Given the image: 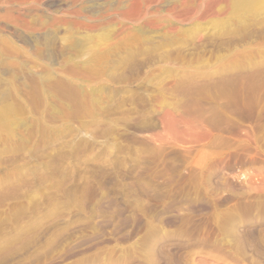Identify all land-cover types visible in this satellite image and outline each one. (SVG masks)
Instances as JSON below:
<instances>
[{"label":"rangeland","instance_id":"rangeland-1","mask_svg":"<svg viewBox=\"0 0 264 264\" xmlns=\"http://www.w3.org/2000/svg\"><path fill=\"white\" fill-rule=\"evenodd\" d=\"M180 1L0 0V25L27 50L16 67L0 59L4 101L16 104L0 103V264H161L164 251L177 264H259L261 213L246 225L254 237H234L218 213L229 205L213 208L230 193L218 183L210 196L198 161L249 129L245 185L264 179V0L241 14L230 15L234 0H209L220 13L173 16ZM7 12L46 27L16 26L24 45ZM212 128L223 145L205 138ZM183 216L194 233L180 231Z\"/></svg>","mask_w":264,"mask_h":264},{"label":"bare ground","instance_id":"bare-ground-1","mask_svg":"<svg viewBox=\"0 0 264 264\" xmlns=\"http://www.w3.org/2000/svg\"><path fill=\"white\" fill-rule=\"evenodd\" d=\"M135 1V0H134ZM147 1V0H146ZM157 1V0H156ZM167 1V0H166ZM176 1V0H175ZM207 1L209 2V0H181L180 2L176 3V2H172V4L168 5V12H173V16L175 15V13H177L178 10H181L182 8L184 10H181V11H187V10H194L195 12H197L198 14L201 13L200 15H205L206 14H217L216 12H219V10L215 9V6L213 7L212 4L211 5H208L207 6ZM212 1H219V0H212ZM220 1H224L226 4V2L229 0H220ZM114 2V1H113ZM227 2V3H228ZM255 2L257 3V0H234L233 3H234V11L231 12L230 15H232V13H237L240 11V9H243L244 11L245 10H252V9H248L251 4L253 6V4H255ZM217 3V2H216ZM220 3V2H219ZM218 3V4H219ZM232 3V1H231ZM110 4V3H109ZM122 4V3H121ZM169 4V3H167ZM196 4V6L198 5L199 8H194L192 6H194ZM221 4V3H220ZM108 5V4H107ZM229 5V3H228ZM232 5V4H231ZM256 5V4H255ZM254 5V6H255ZM120 6V5H119ZM123 6V5H122ZM225 6V5H224ZM223 6V8H224ZM227 6V4H226ZM257 6V5H256ZM164 6H162L163 8ZM229 7V6H228ZM232 7V6H231ZM114 8V7H113ZM145 8V7H144ZM144 8H143V11H144ZM148 8V7H147ZM146 8V9H147ZM121 9V8H120ZM124 9V8H123ZM138 9V8H137ZM159 9V8H158ZM166 9V8H165ZM204 9V10H203ZM224 9H227L224 8ZM230 9V7H229ZM118 10V9H117ZM129 10V9H128ZM134 10V9H133ZM141 10V9H139ZM149 10V9H148ZM20 11V10H19ZM23 11V10H22ZM124 11V10H123ZM137 11V10H136ZM161 11V10H160ZM180 11V12H181ZM193 11V12H194ZM9 12V11H8ZM5 13L4 15V18L6 19L5 21H9V22H12L14 28H9L8 29V34L15 37L14 39H19L18 41H21L24 45H27V44H30V39H28V37L22 33H19L17 28H15L16 26H23V30L26 32V31H34V30H44L46 27L45 23L42 22V21H37V22H32V21H29L26 16L22 15L21 14H9V13ZM126 12V11H125ZM138 12V11H137ZM141 12V11H140ZM178 12V13H180ZM194 12V13H195ZM221 12V11H220ZM219 12V13H220ZM223 12V11H222ZM225 12V10H224ZM223 12V13H224ZM228 12V11H227ZM226 12V13H227ZM182 13V12H181ZM180 13V14H181ZM191 13V12H190ZM189 13V15H191ZM196 13V14H197ZM240 13V12H239ZM242 13V12H241ZM240 13V14H241ZM248 13V12H247ZM103 14V13H102ZM172 14V13H170ZM197 14V15H198ZM27 15V14H26ZM108 15V14H107ZM126 15V14H125ZM137 15V14H136ZM182 15V14H181ZM222 15V14H221ZM130 16V15H128ZM179 16V15H178ZM185 17L188 16V14H184ZM194 16V15H193ZM192 16V17H193ZM196 16V15H195ZM211 16H213L211 14ZM237 16V15H236ZM241 16H246L244 14H242ZM240 16V17H241ZM101 17V16H100ZM183 17V16H181ZM191 17V16H189ZM187 17V18H189ZM191 17V18H192ZM201 16H199L200 18ZM204 17V16H202ZM208 17V15H207ZM210 17V16H209ZM2 18V17H1ZM97 18V17H96ZM198 18V16L196 17ZM116 19V18H115ZM204 18H202L203 20ZM206 19V18H205ZM244 19V18H243ZM4 20V19H3ZM117 20V19H116ZM201 20V18H200ZM57 21V20H56ZM54 23V22H53ZM10 24V23H9ZM8 25V24H7ZM6 25V23L4 25H0V31L4 32V28H8V26ZM11 26V24H10ZM19 27V28H20ZM44 28V29H43ZM125 29V28H124ZM123 30V29H122ZM127 30V29H125ZM40 34L41 31H39ZM127 32V31H126ZM129 33V32H128ZM93 37V36H92ZM45 38V37H44ZM91 40V39H90ZM48 40L46 39H41L38 43H37V46L39 47V45L41 47L38 48L39 50V53H42L40 54L41 56H43V52H44V48L42 49V46L45 47L47 46L49 43L47 42ZM77 42V41H76ZM16 42H14V40L12 39V37H9L8 35H6V33L4 32L3 34H1L0 36V59L1 58H6V61H7V64L10 66V67H16L18 61H20L21 57L24 56V55H27V50L20 46L19 44H15ZM78 43V42H77ZM36 44V43H35ZM34 44V45H35ZM32 45V44H31ZM75 45V43H74ZM79 45V44H77ZM36 46V45H35ZM44 56H45V53H44ZM44 68V67H42ZM48 68V67H47ZM43 69L42 71L44 72H41L40 74L41 75V79H44L43 81L45 82L48 77H50V73L48 71V69ZM28 74V73H27ZM52 76V74H51ZM37 79V78H36ZM49 80V79H48ZM34 81V80H33ZM42 81V82H43ZM36 83V82H35ZM2 80H1V77H0V103H3L6 108L4 107V110L6 111H11V109H15L14 107V104L15 103H10L8 105H6V102L4 101V99L6 98L7 94L2 90ZM16 106V104H15ZM234 107V106H233ZM238 108V107H237ZM17 109V107H16ZM217 109V108H216ZM167 115V114H166ZM170 117V116H169ZM203 118V117H202ZM172 119V118H171ZM193 119V118H192ZM195 119V120H194ZM193 120L197 122V119L194 118ZM192 120V121H193ZM205 120V119H204ZM171 121V120H170ZM184 121V120H183ZM203 121V120H202ZM206 121V120H205ZM204 121V122H205ZM182 122V121H181ZM187 122V121H186ZM189 122V121H188ZM200 122V121H199ZM191 123H194V122H191ZM190 123V124H191ZM198 123V122H197ZM210 123V122H208ZM224 123V122H223ZM231 123V122H230ZM174 124V123H173ZM200 124V123H199ZM168 125V124H167ZM179 125V124H178ZM185 125V124H184ZM194 125V124H193ZM214 125V124H213ZM225 125V124H223ZM227 125V123H226ZM238 125V124H237ZM189 127H191L190 125H188ZM197 126V125H196ZM195 125L193 127H196ZM199 126V125H198ZM201 126V125H200ZM216 126V125H215ZM228 126V125H227ZM173 127V126H172ZM171 127V128H172ZM184 127V126H183ZM192 127V128H193ZM213 127V126H211ZM230 127V126H229ZM176 128V127H175ZM186 128V127H185ZM191 128V129H192ZM214 128V127H213ZM212 129H208V132H207V135H205L206 133L204 132L203 136L205 135V138L208 139V141L211 143L212 147L214 148L215 145H217V141H219L218 139L221 138L220 134L217 133L215 134L214 130ZM218 128V126L216 127V129ZM228 128V127H227ZM246 128V127H245ZM170 129V128H169ZM174 129V128H173ZM187 129V128H186ZM185 129V130H186ZM190 129V128H189ZM195 129V128H193ZM201 129V128H200ZM215 129V130H216ZM199 130V129H198ZM202 130V129H201ZM249 130V129H247ZM245 131L243 130V132H240L238 134H235V144H230V143H227L224 144L225 145V148L223 150H217L216 148L215 149H212L211 146V150H208L205 154V156H203L201 158V160L198 161V164L201 165L205 171H204V176L202 177V181L208 188L209 192H210V196H214L217 194V190H218V186L217 184L220 183L219 186L222 185V187L220 189L223 188V192H228L230 193V195L228 196L227 194L225 196H221L220 197H217V195L215 196L216 198V207H213L214 209H217L219 210L220 207H222L223 205H229L228 208L226 210H219V214L220 215H229L231 216V219H232V222L234 221L235 225L232 229V232H233V235L234 237H254V228H246V225H249V224H253V223H256L258 222V220L252 216V211L253 210H256L258 209V211L261 213L262 215V219L264 220V201L261 200V201H257L256 198H254L252 196V192L254 191H264V179L261 180L260 183H257L256 185H245V181L244 179L246 178V171L244 170V167L246 166L247 164V161H248V158L244 153H246V150L247 148H249V144H250V140H251V135L249 134L248 131ZM177 131V130H176ZM183 131V130H182ZM242 131V129H241ZM194 133V132H193ZM199 133V132H198ZM230 133V132H229ZM179 134V133H178ZM234 134V133H233ZM199 135V134H198ZM201 135V134H200ZM181 136V135H180ZM193 136V135H191ZM195 136V134H194ZM202 136V135H201ZM200 137V138H203ZM207 136V137H206ZM187 138V137H185ZM193 138V137H192ZM225 138V137H224ZM184 139V138H183ZM189 139V138H188ZM194 139V138H193ZM197 139V138H195ZM194 139V141H195ZM223 140V139H222ZM231 140V139H230ZM198 141V139H197ZM203 141V140H202ZM205 141V140H204ZM232 141V140H231ZM192 142V141H191ZM196 142V141H195ZM200 142V141H199ZM221 142V141H219ZM224 142V141H223ZM222 143V142H221ZM225 143V142H224ZM234 143V141H233ZM219 144V143H218ZM214 145V146H213ZM223 145V143H222ZM220 144V147L222 146ZM218 147V146H217ZM251 147V146H250ZM243 149H246L244 153H242V150ZM181 150V149H180ZM187 150V149H186ZM190 150V149H189ZM188 150V151H189ZM250 150V149H249ZM253 150V149H252ZM191 151V150H190ZM187 152V151H186ZM248 152V150H247ZM250 152H252L250 150ZM188 153V152H187ZM185 154V153H184ZM247 154H250V153H247ZM184 156V155H183ZM187 163V162H186ZM197 163V162H196ZM197 165V164H195ZM190 166V165H189ZM188 168V167H187ZM191 168V167H190ZM195 169L192 167V170ZM201 169V168H200ZM188 170V169H187ZM190 170V169H189ZM188 170V171H189ZM198 171V167L195 169V171ZM186 171V170H185ZM203 171V170H201ZM162 173V172H161ZM190 174V171L188 172ZM195 173V172H194ZM198 173V172H196ZM200 173V172H199ZM202 173V172H201ZM159 175V173H158ZM172 175V174H171ZM193 175V174H192ZM195 175V174H194ZM200 175V174H197V176ZM157 176V175H156ZM196 176V175H195ZM172 177V176H170ZM174 177V176H173ZM160 178V177H159ZM185 178V177H184ZM192 178V177H191ZM194 178V177H193ZM158 179V177H157ZM200 177L197 179L199 180ZM172 180V179H171ZM174 181V180H173ZM247 181V180H246ZM171 183V182H170ZM169 184V183H168ZM262 185V186H261ZM171 186V185H170ZM261 186V187H260ZM218 187V188H217ZM174 198V197H172ZM178 198V196H177ZM188 198V197H187ZM175 199V198H174ZM108 200V199H107ZM177 201V200H176ZM103 204V203H102ZM195 204V203H194ZM103 206V205H101ZM177 206L178 208H188L189 206L192 207V202L190 201H185V202H182V203H177ZM198 206V205H197ZM196 206V207H197ZM214 206V205H213ZM200 207V206H199ZM203 207V205H202ZM207 207V206H206ZM176 209V208H175ZM188 210V209H187ZM197 210V209H196ZM180 211V209H179ZM175 212V211H174ZM184 217V216H183ZM186 217V216H185ZM181 218L182 220H180V225H179V228H180V231L182 232H185L187 234H191V233H194L195 229L194 228V225L192 222L193 220L191 221V218ZM179 221V219H177ZM176 220V221H177ZM174 223V222H173ZM172 224V223H170ZM197 224V223H196ZM196 226V225H195ZM256 229V228H255ZM89 238V237H88ZM170 238L168 236L166 237H159L157 239V241L155 242V244H153L152 246V253L155 252V249L159 248L158 245L159 243L161 242H164V241H167L169 240ZM85 240V239H84ZM83 241V240H82ZM78 242V241H77ZM163 246V245H162ZM251 246L252 248H254V252H253V258H255V261L259 264H264V249L259 247L258 245L254 244L253 242L251 243ZM72 247V246H71ZM154 251V252H153ZM163 251V250H161ZM69 253V252H68ZM165 253V251L163 252ZM163 253H159L158 255H154V259L159 258V261L161 264H177V261L175 259L174 256H169V254L165 255ZM59 258V257H58Z\"/></svg>","mask_w":264,"mask_h":264}]
</instances>
